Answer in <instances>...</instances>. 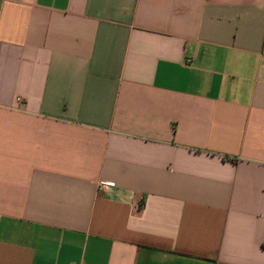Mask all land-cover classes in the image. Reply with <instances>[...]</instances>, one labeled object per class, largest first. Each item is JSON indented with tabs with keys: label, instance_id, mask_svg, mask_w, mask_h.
<instances>
[{
	"label": "crops",
	"instance_id": "1",
	"mask_svg": "<svg viewBox=\"0 0 264 264\" xmlns=\"http://www.w3.org/2000/svg\"><path fill=\"white\" fill-rule=\"evenodd\" d=\"M0 264H264V0H0Z\"/></svg>",
	"mask_w": 264,
	"mask_h": 264
},
{
	"label": "built area",
	"instance_id": "2",
	"mask_svg": "<svg viewBox=\"0 0 264 264\" xmlns=\"http://www.w3.org/2000/svg\"><path fill=\"white\" fill-rule=\"evenodd\" d=\"M103 186H107V184H102Z\"/></svg>",
	"mask_w": 264,
	"mask_h": 264
}]
</instances>
